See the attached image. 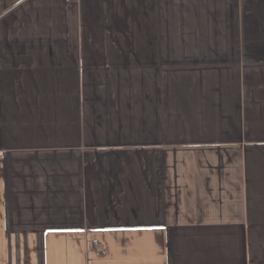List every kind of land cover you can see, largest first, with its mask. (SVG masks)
Returning a JSON list of instances; mask_svg holds the SVG:
<instances>
[{"label":"crops","instance_id":"0c3cea01","mask_svg":"<svg viewBox=\"0 0 264 264\" xmlns=\"http://www.w3.org/2000/svg\"><path fill=\"white\" fill-rule=\"evenodd\" d=\"M0 264H264V0H0Z\"/></svg>","mask_w":264,"mask_h":264}]
</instances>
